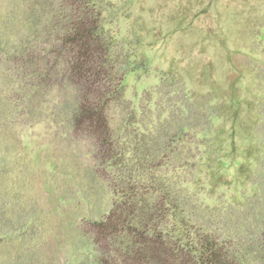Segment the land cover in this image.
<instances>
[{"label": "trees", "instance_id": "1", "mask_svg": "<svg viewBox=\"0 0 264 264\" xmlns=\"http://www.w3.org/2000/svg\"><path fill=\"white\" fill-rule=\"evenodd\" d=\"M8 1L0 11V264H41V238L66 205L70 264H264V197L252 219L220 237L164 174L192 125H161L156 135L137 117L124 98L129 59L104 27L100 0ZM258 36L263 42L264 28ZM36 124L58 147L81 143L88 163L51 150L44 171L28 167L21 134ZM99 189L104 207L92 201Z\"/></svg>", "mask_w": 264, "mask_h": 264}, {"label": "rangeland", "instance_id": "2", "mask_svg": "<svg viewBox=\"0 0 264 264\" xmlns=\"http://www.w3.org/2000/svg\"><path fill=\"white\" fill-rule=\"evenodd\" d=\"M7 6L0 0V11ZM100 6L117 52L129 59L124 98L137 117L156 135L161 125L174 131L184 121L192 125L181 133L187 145L172 147L164 174L193 217L223 237L239 220L252 219L264 197V152L258 150L264 142V41L258 36L264 0H100ZM120 113L113 109V123ZM46 131L36 124L21 134L28 167L44 171L51 150L73 151L88 163L81 143L58 147ZM38 184H32L37 194ZM101 190L92 201L103 206ZM69 211L66 205L51 216L41 264H70Z\"/></svg>", "mask_w": 264, "mask_h": 264}]
</instances>
